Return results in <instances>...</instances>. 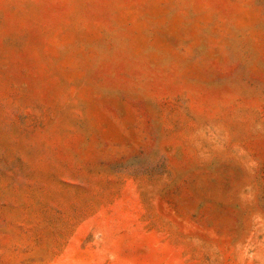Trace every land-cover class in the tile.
Segmentation results:
<instances>
[{
  "label": "rangeland",
  "instance_id": "374dc122",
  "mask_svg": "<svg viewBox=\"0 0 264 264\" xmlns=\"http://www.w3.org/2000/svg\"><path fill=\"white\" fill-rule=\"evenodd\" d=\"M0 264H264V0H0Z\"/></svg>",
  "mask_w": 264,
  "mask_h": 264
}]
</instances>
